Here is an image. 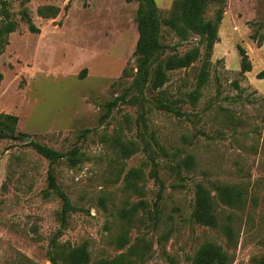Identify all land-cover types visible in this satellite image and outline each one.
I'll list each match as a JSON object with an SVG mask.
<instances>
[{
    "label": "rangeland",
    "instance_id": "obj_1",
    "mask_svg": "<svg viewBox=\"0 0 264 264\" xmlns=\"http://www.w3.org/2000/svg\"><path fill=\"white\" fill-rule=\"evenodd\" d=\"M9 1L19 28L0 55V113L19 116L21 135L0 140V264L23 258L52 264L47 251L59 229L61 242H86L92 260L128 253L136 264H192L200 247L214 242L231 255L228 264H264V78L257 77L264 70V41L251 38L255 32L264 35V0H227L209 75L196 99L190 94L198 86L205 45L198 35L183 41L163 26L168 54L199 45L201 57L171 71L164 93L146 90L140 101L135 92L139 100L119 104L104 122L103 105L123 92L136 70L138 2ZM156 1L166 17L174 0ZM48 4L60 7L56 17L38 14V7ZM217 8L211 3L206 17L215 18ZM25 9L40 32H31L22 19ZM239 45L252 63L244 73ZM165 95L181 113L156 105ZM85 129L90 131L83 136ZM118 135L137 146L130 157L112 145ZM26 137L84 154L76 166L67 158L52 165L59 188L80 208L64 227L62 199L48 187L50 161ZM150 154L159 164L162 189L151 174ZM188 155L191 166L184 163ZM130 168L143 169L137 188L126 187ZM217 181L245 188L246 202H220ZM198 183L215 197L217 227L192 216ZM227 224L235 231L233 243L225 234ZM124 234L128 241L122 247Z\"/></svg>",
    "mask_w": 264,
    "mask_h": 264
},
{
    "label": "trees",
    "instance_id": "obj_2",
    "mask_svg": "<svg viewBox=\"0 0 264 264\" xmlns=\"http://www.w3.org/2000/svg\"><path fill=\"white\" fill-rule=\"evenodd\" d=\"M29 0H23L26 4ZM71 1V0H70ZM128 2L137 1L138 9L136 21L138 25V40L134 51L136 58V70L132 74L131 83L124 88L123 92L114 98L108 100L104 105V113L100 121H106L112 114V111L121 103L136 102L139 97L135 92L142 95L140 101L144 98L146 90H157L158 93H164L163 87L169 81V73L174 70L188 68L196 62L202 55L199 45H195L184 54H168L166 45L162 41V28L167 26L173 30L181 40H188L193 35L200 37V44L205 45V59L202 71L200 72L197 89L190 95L197 98L200 87L207 81L209 75L208 59L212 56L214 45L219 41V26L223 19L227 0H174L172 7L166 17H163L156 0H127ZM211 3L218 5L215 18L206 17L207 7ZM70 2L66 5L68 8ZM60 12V7L54 4L41 5L38 7V14L45 18L56 17ZM22 19L29 25L31 32H40V28L33 22L29 12L25 9ZM19 28V22L14 17L9 0H0V55L9 44V35ZM251 38L256 39L258 44L264 41V35L257 36L256 32L251 34ZM241 55V73L252 70V63L246 49L238 46ZM127 72H125L126 74ZM127 73L126 75H128ZM257 77L264 78V70ZM3 79V73L0 72V81ZM156 105L160 109H168L175 113H181L179 108L172 106L168 102L167 96L158 97ZM143 114H141L142 118ZM140 121V118L137 122ZM19 116L12 113H0V140L1 139H19L20 133L17 131ZM140 123V122H139ZM90 129H85L82 133L86 136ZM35 150L50 161L51 167L48 172V187L55 191L62 199V209L59 212L61 227L67 225L69 214L80 210L68 194L61 190L57 184L56 175L52 165L63 158H67L72 166H76L83 159V152L74 147L66 152L60 151L47 144L30 141ZM114 147L121 153L122 157H130L136 150L134 142L127 143L121 136L113 139ZM153 163L151 174L160 183L161 189L164 184L158 175L157 166L159 165L153 154H150ZM187 166L193 164V156L188 155L184 159ZM144 176L143 169L130 168L125 176L127 188H137L139 179ZM216 196L218 200L230 206H242L246 202V190L237 184H228L221 181L215 182ZM161 194L159 193V196ZM144 205V202H141ZM135 204L130 210H124L122 216L128 217L137 209ZM216 200L212 191L203 183L197 184L195 209L193 218L196 222L219 226V219L216 217ZM230 243L235 240V231L232 225L227 224L224 227ZM59 229L57 235L51 239L47 256L52 264H136L128 253H121L113 258H101L92 260L91 252L86 242L79 245H70L59 241ZM127 236L121 237L120 245L124 247L127 243ZM231 261V255L221 245L214 242L204 243L197 251L192 264H228ZM17 264H38L29 259H20Z\"/></svg>",
    "mask_w": 264,
    "mask_h": 264
},
{
    "label": "water",
    "instance_id": "obj_3",
    "mask_svg": "<svg viewBox=\"0 0 264 264\" xmlns=\"http://www.w3.org/2000/svg\"><path fill=\"white\" fill-rule=\"evenodd\" d=\"M31 138L30 137H26V142H30Z\"/></svg>",
    "mask_w": 264,
    "mask_h": 264
}]
</instances>
